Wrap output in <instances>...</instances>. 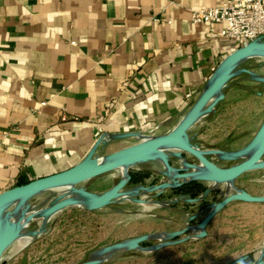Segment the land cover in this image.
Listing matches in <instances>:
<instances>
[{"label":"crops","instance_id":"crops-1","mask_svg":"<svg viewBox=\"0 0 264 264\" xmlns=\"http://www.w3.org/2000/svg\"><path fill=\"white\" fill-rule=\"evenodd\" d=\"M225 1L0 0V194L78 166L101 140L181 122L240 47L191 20ZM263 94L243 106L254 134Z\"/></svg>","mask_w":264,"mask_h":264},{"label":"rangeland","instance_id":"rangeland-1","mask_svg":"<svg viewBox=\"0 0 264 264\" xmlns=\"http://www.w3.org/2000/svg\"><path fill=\"white\" fill-rule=\"evenodd\" d=\"M239 69L243 71L234 77L236 83L222 89L230 94L228 99L212 114L199 115L182 136L221 169L241 160L222 154L242 149L254 136L255 118L243 106L252 104L246 101L251 98L248 89L257 90L264 84V56L248 57ZM249 77L259 82L252 83ZM261 98L262 112L264 94ZM179 124L101 143L86 161L135 149L145 140L172 133ZM145 157L128 169L129 180L121 189L126 193L104 207H83L82 197L79 205L76 202L45 217L43 211L61 198V192L50 190L30 195L24 201L27 204H7L1 215L0 241L17 233L26 242L11 252L16 244L13 240L2 252L0 264H83L91 258L98 259L95 264H228L242 256L254 261L264 245V200L231 201L203 227L200 224L207 208L236 190L264 197V167L242 172L226 187L196 174L199 159L185 150L163 149ZM116 169L75 186L103 193L120 180ZM145 206L150 211H144ZM134 239H140L135 247H115Z\"/></svg>","mask_w":264,"mask_h":264},{"label":"water","instance_id":"water-1","mask_svg":"<svg viewBox=\"0 0 264 264\" xmlns=\"http://www.w3.org/2000/svg\"><path fill=\"white\" fill-rule=\"evenodd\" d=\"M252 55H261L264 56V40L259 38L257 40H253L249 42L247 45L239 47L238 49L234 50L231 54H229L220 64L218 67L217 72L211 79V84L204 94V96L193 106L189 114L184 117L178 128L174 130L172 133L151 138L141 142L140 144L134 146L135 149H130L134 151H138L140 153L139 158H144L147 154L153 153L158 148L166 145L167 143L181 139V148L199 160H203L206 164H211L212 162L208 161L203 153L189 144L186 140L182 139L183 134L185 133V129L190 126L199 115H202L203 112L210 110L215 103L221 99L222 97V89L226 86L227 80L235 75L243 71L242 69H235L238 64L248 57ZM258 79V78H257ZM264 81V80H263ZM215 96V99L211 102L209 100ZM139 133V132H138ZM102 144H105V140L99 141ZM97 146V145H96ZM95 146V148H96ZM94 148V149H95ZM93 149V150H94ZM93 150L86 156V158L76 167L52 174L49 176H45L42 178H37L31 180L25 184L18 185L12 187L8 190H5L0 194V234H1V215L3 212V208L9 204L10 200L18 195L27 194L28 197L32 194H35L40 191L48 190L55 184L59 183L60 181L73 176L78 175H86L88 177L101 174L103 172L112 170L117 168L125 163H127V158L113 160V161H104V162H94L90 164L92 161H96V159L87 162V158L91 155ZM264 153V119L259 126L257 132L254 134L251 141L242 149L227 153L230 154L228 158H240L241 160L237 163L227 167V168H218V173L216 180L217 181H232L235 177H237L242 172L257 168V167H264V164L259 165L261 162V157ZM129 180V175L125 179H120L114 186H112L109 190L100 193L99 196L96 197V200L88 205L86 208L88 209H96L104 207L105 205L111 203L115 198L121 195L122 187L127 183ZM86 193L87 192L84 188H82ZM94 194V193H91ZM27 197V198H28ZM238 200V201H245V202H260L264 200V197L252 195L243 190H236L228 195H226L222 200H220L216 205V211L227 205L229 202ZM73 203L67 200L56 201L51 206L47 208L48 214H51L59 209H62L67 206H71ZM47 217V216H46ZM17 233L12 234L9 237H5L0 241V257L4 249L15 239H17ZM135 244L133 246H127L126 242L117 244L115 247L120 248H131L137 246L140 239H134ZM98 259L91 258L87 262L83 264H95ZM243 261V264H263L264 262V245L262 246L259 255L254 257V261L250 262L247 260L246 256H242L228 264H239V262Z\"/></svg>","mask_w":264,"mask_h":264},{"label":"bare ground","instance_id":"bare-ground-1","mask_svg":"<svg viewBox=\"0 0 264 264\" xmlns=\"http://www.w3.org/2000/svg\"><path fill=\"white\" fill-rule=\"evenodd\" d=\"M181 142H182L181 139L173 140V141L167 143L166 145L158 148V150H156L155 152L161 153V151L163 149H167V150H170L172 152L179 153L180 151L183 150L181 148ZM155 152H153V153H155ZM229 156H230V154H227V153L222 154V157H229ZM139 157H140V153L138 151L127 149V150L121 151V152L116 153V154H114L110 157H107V158L96 159V161H92V162H90V164H92L94 162L99 163V162H104V161H113V160H119V159L127 158V163L117 167L116 172H115L116 177H118L120 179H125L127 176V173H128V169L130 167L136 166L137 163L147 159L146 157H144V158H139ZM161 158L162 159L164 158L163 154H161ZM199 162H200V164L194 168V170H196V174H200L199 176L201 178L207 180L208 182H210V184L211 183H213V184L222 183V184L226 185V187H227V184L229 181H217L216 180L217 173H218V167L217 166H215L213 163L206 164L203 160H199ZM262 164H264V162L260 163L259 165H262ZM87 179H88V176H86V175H78V176L68 177V178L60 181L59 183L55 184L54 186H52L48 190L61 192V198L59 200H57V202L62 201V200H67V201H70L71 203H73L72 205H75L76 202H77L76 205H79V203L82 202L81 200L85 199V205L86 206H83V207H87L88 205H90L92 202H94L96 200L97 196H99V194L86 193L82 188L75 186L77 183L84 182ZM125 193L126 192H122L121 195H123ZM27 197H28L27 194L18 195L16 197L12 198L9 202L10 203L12 202V204H14L13 202H15V203L17 202V203L21 204L22 202H24L27 199ZM24 203H26V202H24ZM216 205H217V203L212 204L209 208H207L205 210V213L203 214V217H202L203 220L200 224V225H202V227L205 225L206 220L216 211ZM16 206H17V204H16ZM24 206H26V205L24 204ZM60 210L61 209H59L55 212H58ZM55 212H53V213H55ZM53 213L48 214L47 209H45L43 211V215L45 217L46 216L49 217V216L53 215ZM14 242H16V244L12 248L11 252H15L19 248L24 246L26 240L20 239L19 241L16 240ZM126 243H127V246H133L135 244V240H130V241H127ZM258 255H255V256H258Z\"/></svg>","mask_w":264,"mask_h":264},{"label":"built area","instance_id":"built-area-1","mask_svg":"<svg viewBox=\"0 0 264 264\" xmlns=\"http://www.w3.org/2000/svg\"><path fill=\"white\" fill-rule=\"evenodd\" d=\"M191 20L207 25L221 24L220 36L236 39L239 46L264 40V0H227L193 10Z\"/></svg>","mask_w":264,"mask_h":264},{"label":"clouds","instance_id":"clouds-1","mask_svg":"<svg viewBox=\"0 0 264 264\" xmlns=\"http://www.w3.org/2000/svg\"><path fill=\"white\" fill-rule=\"evenodd\" d=\"M144 211H150V209L147 206H145ZM239 264H243V261L239 262Z\"/></svg>","mask_w":264,"mask_h":264}]
</instances>
